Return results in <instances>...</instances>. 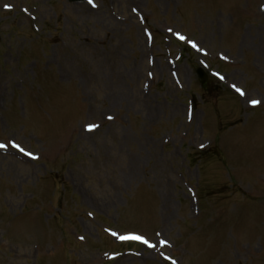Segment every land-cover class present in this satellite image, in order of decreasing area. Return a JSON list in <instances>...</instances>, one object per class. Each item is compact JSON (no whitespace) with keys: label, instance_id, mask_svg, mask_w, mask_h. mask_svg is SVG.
<instances>
[{"label":"rangeland","instance_id":"374dc122","mask_svg":"<svg viewBox=\"0 0 264 264\" xmlns=\"http://www.w3.org/2000/svg\"><path fill=\"white\" fill-rule=\"evenodd\" d=\"M0 144V264H264V0H0Z\"/></svg>","mask_w":264,"mask_h":264},{"label":"snow or ice","instance_id":"6c2138e0","mask_svg":"<svg viewBox=\"0 0 264 264\" xmlns=\"http://www.w3.org/2000/svg\"><path fill=\"white\" fill-rule=\"evenodd\" d=\"M88 3H89V4H93V0H88ZM93 6H94V5H93ZM5 8H6V10H11V6H9V5H6ZM179 39L184 40L185 37H183V36H179ZM192 46H193V47H196L195 44H193ZM221 79H223V77H221ZM233 87H235V85H234ZM236 91H238V92L240 93L241 96L244 95V92L241 91L239 88H236ZM259 103H260L259 100H251V104H252L253 106H258ZM108 119H112V117L109 116ZM97 127H99V125L92 124V125H89V126H88V129H87V130H88V131H92V130H94V129L97 128ZM3 147H4V145L0 144V148H3ZM13 147H16V148L19 149V151L24 152V149H23V148H20L19 145H15V144H13ZM25 154L28 155L29 153H25ZM113 235H115V233H113ZM120 238H121L122 240H138V241H141V242H143V243H145V244L148 243V241L145 240V239H144L143 237H141V236H122V237H120ZM81 239H83V237H81ZM161 243H164V242L162 241ZM149 246H150V247H155V245H151V244H149ZM166 259H167V258H166ZM172 264H175V261H173Z\"/></svg>","mask_w":264,"mask_h":264},{"label":"bare ground","instance_id":"6f19581e","mask_svg":"<svg viewBox=\"0 0 264 264\" xmlns=\"http://www.w3.org/2000/svg\"><path fill=\"white\" fill-rule=\"evenodd\" d=\"M158 238H159V237H158ZM158 238H157V240H156V241H158ZM156 244H157V242H156ZM156 244H155V245H156Z\"/></svg>","mask_w":264,"mask_h":264},{"label":"trees","instance_id":"16d2710c","mask_svg":"<svg viewBox=\"0 0 264 264\" xmlns=\"http://www.w3.org/2000/svg\"><path fill=\"white\" fill-rule=\"evenodd\" d=\"M201 157H204V156H201Z\"/></svg>","mask_w":264,"mask_h":264}]
</instances>
